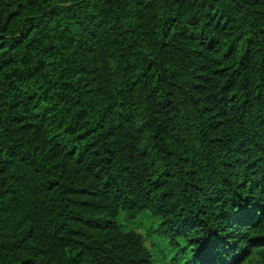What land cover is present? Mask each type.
I'll return each instance as SVG.
<instances>
[{
	"label": "trees",
	"instance_id": "16d2710c",
	"mask_svg": "<svg viewBox=\"0 0 264 264\" xmlns=\"http://www.w3.org/2000/svg\"><path fill=\"white\" fill-rule=\"evenodd\" d=\"M264 264V0H0V264Z\"/></svg>",
	"mask_w": 264,
	"mask_h": 264
},
{
	"label": "rangeland",
	"instance_id": "374dc122",
	"mask_svg": "<svg viewBox=\"0 0 264 264\" xmlns=\"http://www.w3.org/2000/svg\"><path fill=\"white\" fill-rule=\"evenodd\" d=\"M154 223L150 222L147 218L136 220L134 224H124L125 229H131L142 238L144 247L150 252L153 264H164L167 252L163 248V243L160 238L151 234Z\"/></svg>",
	"mask_w": 264,
	"mask_h": 264
}]
</instances>
